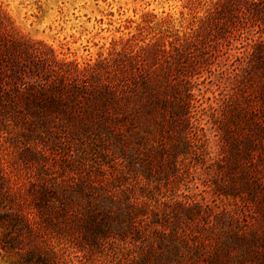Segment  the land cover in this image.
<instances>
[{
  "label": "trees",
  "instance_id": "16d2710c",
  "mask_svg": "<svg viewBox=\"0 0 264 264\" xmlns=\"http://www.w3.org/2000/svg\"><path fill=\"white\" fill-rule=\"evenodd\" d=\"M241 7L257 28L241 78L252 96L241 89L228 107L233 127L218 166L230 183L220 194L236 201L214 216L218 231L208 222L211 231L199 241L190 239L195 234L144 231L146 196L116 185L102 166L147 157L150 138L162 142L156 152L164 159L188 150L194 82L219 53L211 31L219 34L218 25ZM218 15L199 34L126 46L79 67L18 34L0 6V127L16 129L21 163L34 166L27 174L16 155L0 150L1 258L67 264L71 251L87 264L106 252L125 253L131 264H264V0H220ZM89 155L99 167L85 172Z\"/></svg>",
  "mask_w": 264,
  "mask_h": 264
},
{
  "label": "rangeland",
  "instance_id": "374dc122",
  "mask_svg": "<svg viewBox=\"0 0 264 264\" xmlns=\"http://www.w3.org/2000/svg\"><path fill=\"white\" fill-rule=\"evenodd\" d=\"M219 2L0 0V6L10 16L18 34L44 43L59 59L83 67L126 46L139 47L159 38L167 43L176 38L181 40L199 34L206 25L218 18ZM243 10L241 7L239 12L233 14L230 23L219 24L216 28H221L219 34L211 31V43H218L216 48L219 53L209 60L211 65L194 82L197 108L188 150L172 158V161L164 159L156 152L162 142L150 138L146 141L149 150L147 157H136L126 164L117 161V165L109 164L112 165L110 168H106L109 161L105 160L106 166H102L107 177H117L116 185L128 183L132 192L144 193L146 196L148 206L145 209L146 218H143L144 231L181 232L189 236L195 234L197 238L190 239L199 241L205 235L202 233L211 231L207 227L208 222L215 226V229L212 226V231H218L219 225L214 223V216L224 209L232 208L236 201L220 194V191L228 192L230 183L220 176L218 166L226 150L223 138L233 127L230 122L232 109L228 107L237 99L240 100L241 89L245 91L246 97L252 96V88L241 83V78L257 38V28L242 13ZM21 147L22 140L17 137L15 128L5 130L0 127V150L10 156L16 155L23 172L32 175L33 164L27 161L21 163L18 156ZM71 156L73 160L78 158V161H82V156ZM86 159L91 165L84 168L85 172L99 167V159L95 155H89ZM145 160L150 163L147 164ZM174 161L179 164L176 165ZM152 162H162V165L154 168ZM93 180L98 182L99 178L94 176ZM141 186L143 189L139 188ZM183 202L189 208L182 207ZM0 264L10 263L0 257ZM67 264L87 263L81 253L70 251ZM90 264L131 262L125 253L114 258L106 252Z\"/></svg>",
  "mask_w": 264,
  "mask_h": 264
}]
</instances>
